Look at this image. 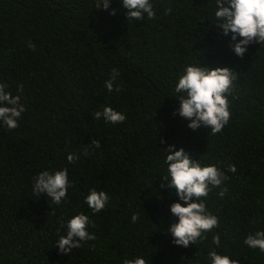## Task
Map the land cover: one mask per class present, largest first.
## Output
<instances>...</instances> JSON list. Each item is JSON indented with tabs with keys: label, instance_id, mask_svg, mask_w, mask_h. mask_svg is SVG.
Returning <instances> with one entry per match:
<instances>
[{
	"label": "trees",
	"instance_id": "1",
	"mask_svg": "<svg viewBox=\"0 0 264 264\" xmlns=\"http://www.w3.org/2000/svg\"><path fill=\"white\" fill-rule=\"evenodd\" d=\"M151 2L154 19L128 22L120 0H110L108 10L95 8L97 0H0V83L19 94L26 109L17 128L0 124V264H121L137 256L149 264H209L216 233L218 254L264 264V252L243 243L264 230V45L235 56L230 36L212 26L215 0ZM200 61L238 76L236 99L228 97L231 119L214 135L203 127L193 131L173 115L179 107L173 86L185 65ZM113 68L120 75L109 93L104 83ZM105 105L126 120L93 119ZM169 144L228 177L221 185L227 192L221 197V188H213L206 204L219 228L188 248L174 245L166 232L176 221L169 205L180 202L160 187ZM69 153L79 157L74 164ZM65 167L66 202L33 194L39 172ZM93 188L109 196L95 214L84 202ZM78 213L94 222L88 231L96 239L66 257L54 245L57 230L66 234L61 222Z\"/></svg>",
	"mask_w": 264,
	"mask_h": 264
},
{
	"label": "clouds",
	"instance_id": "2",
	"mask_svg": "<svg viewBox=\"0 0 264 264\" xmlns=\"http://www.w3.org/2000/svg\"><path fill=\"white\" fill-rule=\"evenodd\" d=\"M120 4L126 10L124 14L128 22L155 18L151 0H120ZM109 6L110 0H97L95 8L108 10ZM213 12L215 22L212 26L220 35L230 36L229 47L235 56L243 58L252 44L264 45V0H215ZM109 14L115 15L116 10L112 9ZM28 47L35 50L36 46L29 42ZM119 75L118 69L111 70L110 79L104 83L109 93L113 91V85ZM237 78V72L227 66H204L201 61L198 64L185 65L173 86V99L179 102V107L173 111V115H179L189 121L187 127L193 131L203 127L210 129L213 135L221 132L232 116L229 107L231 101L228 97L236 99L233 93ZM7 87L6 83H0V124L12 130L19 126L18 120L26 109L21 103V96L12 95L5 90ZM22 91L23 85H18L17 93ZM115 91H120L119 85ZM92 115L93 119L102 118L110 125L121 124L126 120L124 114L110 105L103 106L102 111H94ZM160 142L165 143L163 139ZM92 145L99 148V140H93ZM163 150L166 173L160 176V187L167 189L169 195L174 193L180 201L169 205L170 213L176 221L168 226L166 232L171 234L174 245L188 248L206 239L205 233L219 228L218 217L208 210L206 204L211 190L221 188L228 177L216 164H202L200 157L194 159L183 147L177 149L175 145L169 144ZM66 159L69 164H74L79 157L75 153H69ZM226 167L229 172L237 171L234 164ZM69 187V173L65 167L54 172H39L33 178L32 192L38 197L50 198L53 204L61 205L68 199ZM226 192L227 188L223 187L218 195L222 197ZM108 201L106 192L94 188L84 197V202L93 214L103 211ZM138 219V214L133 213L131 221L135 223ZM65 224L66 234L60 235L58 229L59 238L54 245L66 257L73 249L81 248L82 242L96 239V234L88 231L90 224L95 226L94 222L84 213L75 214L67 221H62L61 227ZM211 243L215 248L220 247L219 233L212 236ZM243 243L250 249L264 252V230L249 233ZM215 248L208 252L209 264H239L238 259L218 254ZM121 264L149 262L142 256H137L124 259Z\"/></svg>",
	"mask_w": 264,
	"mask_h": 264
}]
</instances>
